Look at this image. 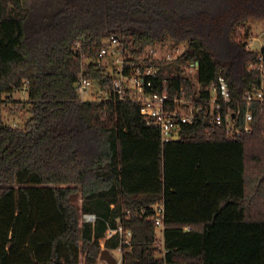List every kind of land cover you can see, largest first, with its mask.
Listing matches in <instances>:
<instances>
[{
    "label": "trees",
    "instance_id": "trees-1",
    "mask_svg": "<svg viewBox=\"0 0 264 264\" xmlns=\"http://www.w3.org/2000/svg\"><path fill=\"white\" fill-rule=\"evenodd\" d=\"M251 18H264V0H0V91L26 88L31 114L22 126L0 120V264H80L81 247L95 264L119 222L133 232L121 264H264V104L251 132L230 138L200 116L165 142L141 103L81 101L74 86L83 54L116 34L136 54L186 43L177 64L198 61L203 86L223 73L241 97L253 80ZM166 69L158 90L168 75L173 92L193 91ZM159 200L164 257L150 214L136 213Z\"/></svg>",
    "mask_w": 264,
    "mask_h": 264
},
{
    "label": "built area",
    "instance_id": "built-area-1",
    "mask_svg": "<svg viewBox=\"0 0 264 264\" xmlns=\"http://www.w3.org/2000/svg\"><path fill=\"white\" fill-rule=\"evenodd\" d=\"M252 39L247 42L246 48L256 51L255 57L249 62L253 80L241 97L232 94L229 81L223 73L207 86L201 85L198 79V61L177 64L176 58L183 51L180 47H176L175 51L166 57L151 55V50L136 54L132 48L126 47L116 34L105 37L101 41L100 49L92 58L83 54L81 69L74 83L75 90L81 101L130 100L141 103V112L147 123L160 129L165 142L181 139L183 126L194 123L200 116L207 118L210 125L223 126L227 135L235 138L253 130L254 106L264 104V43L254 48ZM262 39L264 41V34ZM76 47L81 48L80 41H77ZM89 63L102 70L108 78L106 83L92 76ZM162 64L167 66L166 70L172 75L178 72L192 79L193 91L189 92L186 86L182 85L173 92L168 75L162 78V90H158L156 85ZM183 68L187 71H183ZM208 133L210 134L211 130H208ZM136 213L150 214L149 217L156 224L155 244L159 255L164 257L167 252L164 237V200L143 207ZM131 215L129 210L127 219ZM96 219L97 215L94 213H82L81 222ZM116 233L121 235L120 244L111 251H119V255L113 254L117 263L121 264L124 247H132L133 232L130 228L125 227L122 222H119L117 227H109L106 235L101 238V247L105 248V240ZM105 264L108 262L105 261Z\"/></svg>",
    "mask_w": 264,
    "mask_h": 264
},
{
    "label": "rangeland",
    "instance_id": "rangeland-1",
    "mask_svg": "<svg viewBox=\"0 0 264 264\" xmlns=\"http://www.w3.org/2000/svg\"><path fill=\"white\" fill-rule=\"evenodd\" d=\"M247 26H250L251 29V35L247 40L248 41L251 40L252 37L254 36L255 39H252L253 47L254 48L260 47L264 43L262 39V35L264 34V18H251L248 21ZM176 47H180L183 50L186 47V43H181ZM176 47L172 46L171 41L158 42L151 46H148L145 49V51L149 52L151 50L149 52L151 55H156L157 57H166L168 54L173 53ZM183 71H187V69L183 68ZM28 97H29V91L26 88L15 91L9 95L7 93H3L0 91V100L2 99L3 101L0 112V120L2 119L6 123H10L17 126L24 125L27 119L31 116L29 112L30 106L26 104ZM75 200L77 203H79V205H81L83 201L82 194L79 193L75 198ZM81 220H82V213H81ZM113 253L119 255L118 250H113ZM99 257L100 254L98 256L96 263L100 262V264H105V261L102 259L100 261ZM80 264H85V253L82 247L80 248ZM175 264H183V263H175Z\"/></svg>",
    "mask_w": 264,
    "mask_h": 264
},
{
    "label": "water",
    "instance_id": "water-1",
    "mask_svg": "<svg viewBox=\"0 0 264 264\" xmlns=\"http://www.w3.org/2000/svg\"><path fill=\"white\" fill-rule=\"evenodd\" d=\"M100 258L108 262V264H118L116 256L112 253L111 249L103 248L100 252Z\"/></svg>",
    "mask_w": 264,
    "mask_h": 264
},
{
    "label": "bare ground",
    "instance_id": "bare-ground-1",
    "mask_svg": "<svg viewBox=\"0 0 264 264\" xmlns=\"http://www.w3.org/2000/svg\"><path fill=\"white\" fill-rule=\"evenodd\" d=\"M85 54V53H84ZM87 54V53H86ZM95 56V55H94ZM91 57H93V55L91 56ZM180 57V56H179ZM178 57V58H179ZM181 63H182V61H181ZM92 69V68H91ZM93 72V71H92ZM171 73V72H170ZM93 74V73H92ZM221 74V73H220ZM200 81V80H199ZM201 83V82H200ZM206 85V84H205ZM96 221V220H95ZM100 258V257H99Z\"/></svg>",
    "mask_w": 264,
    "mask_h": 264
}]
</instances>
